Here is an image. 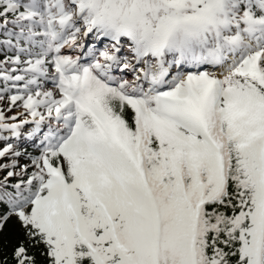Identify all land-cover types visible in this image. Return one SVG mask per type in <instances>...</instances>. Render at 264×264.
<instances>
[{"label":"snow or ice","instance_id":"6c2138e0","mask_svg":"<svg viewBox=\"0 0 264 264\" xmlns=\"http://www.w3.org/2000/svg\"><path fill=\"white\" fill-rule=\"evenodd\" d=\"M0 161V264H264V0H0Z\"/></svg>","mask_w":264,"mask_h":264},{"label":"trees","instance_id":"16d2710c","mask_svg":"<svg viewBox=\"0 0 264 264\" xmlns=\"http://www.w3.org/2000/svg\"><path fill=\"white\" fill-rule=\"evenodd\" d=\"M3 161H0V163H2ZM21 163H24V161L23 160H21Z\"/></svg>","mask_w":264,"mask_h":264}]
</instances>
